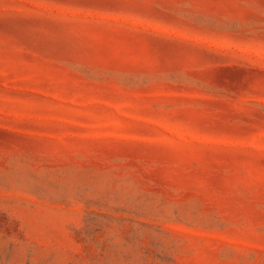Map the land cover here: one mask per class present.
Returning a JSON list of instances; mask_svg holds the SVG:
<instances>
[{"label":"rangeland","instance_id":"374dc122","mask_svg":"<svg viewBox=\"0 0 264 264\" xmlns=\"http://www.w3.org/2000/svg\"><path fill=\"white\" fill-rule=\"evenodd\" d=\"M0 264H264V0H0Z\"/></svg>","mask_w":264,"mask_h":264}]
</instances>
